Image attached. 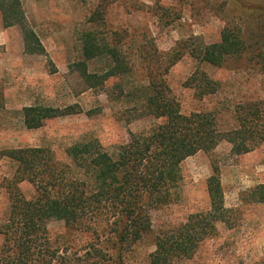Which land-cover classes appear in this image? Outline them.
<instances>
[{"label":"rangeland","instance_id":"obj_1","mask_svg":"<svg viewBox=\"0 0 264 264\" xmlns=\"http://www.w3.org/2000/svg\"><path fill=\"white\" fill-rule=\"evenodd\" d=\"M252 2V1H251ZM28 20L40 36L47 55L24 52L18 26L5 27L0 12V150L18 147H45L57 161L69 163L67 149L74 144L96 142L113 151L127 142L130 133H146L162 119L146 117L128 123L129 110L142 99L147 83L141 54L151 57L169 54L180 44H192V37L204 43L220 40L226 27L236 29L247 39V52L215 67L186 52L165 76L168 94L180 104L181 112H214L223 130L237 126V112L247 102L264 110V10L243 6L232 0H23ZM103 19L95 25L101 35L118 33L122 50L130 54L133 74L110 77L104 87H90L77 68L82 61L83 31L90 26L95 11ZM93 26V25H92ZM196 44V43H195ZM161 60V61H162ZM107 58L93 59L88 71L103 73ZM205 72L220 83L217 94L201 96L189 78ZM121 85L133 89L125 98ZM28 106H48L72 113L45 120L40 128L27 129L22 110ZM241 109V108H240ZM215 168L230 209L216 234L199 247L193 258L181 264H258L264 262V202L256 187L264 184V144L254 151L235 155L232 145L221 141L212 151H200L181 165V182L174 199L151 211V231L123 255L124 264H148L160 232L183 223L191 214L210 208L208 180ZM16 165L0 162V222L10 210L7 184ZM25 197L32 198L35 187L20 183ZM56 246L81 254L92 235L70 227L64 220L49 224ZM104 239V238H103ZM3 237L0 235V245ZM80 254V255H81Z\"/></svg>","mask_w":264,"mask_h":264},{"label":"trees","instance_id":"obj_2","mask_svg":"<svg viewBox=\"0 0 264 264\" xmlns=\"http://www.w3.org/2000/svg\"><path fill=\"white\" fill-rule=\"evenodd\" d=\"M232 1L264 10V0ZM0 12L5 27L20 28L26 54L47 55L28 20L23 0H0ZM101 19L103 12L99 10L91 15V27L81 35L84 59L76 64L82 79L96 88L104 87L110 77L134 73L131 55L122 50L118 33L108 37L94 28ZM191 41L189 48L186 43L180 44L165 61L161 55L155 58L141 54L147 83L142 88L146 92L129 110L126 121L149 116L163 120L150 131L130 133L129 140L113 151L96 142H78L67 149L69 163L57 161L45 147L0 150V162L8 159L16 165L7 184L10 210L0 222V264H124L123 255L151 231V211L174 199L182 179L181 165L188 157L210 152L221 141L230 143L235 155L250 153L264 144V110L257 103L240 107L237 126L223 130L216 113L184 114L179 102L168 94L165 76L187 50L195 59L219 67L230 58L241 57L250 47L242 33L230 27L223 29L215 43H204L196 36ZM258 56L263 57L264 66V53ZM96 58L109 62L103 73L88 71L89 62ZM188 81L201 96L220 90V83L205 72H195ZM120 92L127 98L134 90L126 91L121 85ZM79 112L75 107L48 106L22 110L27 129L40 128L47 119ZM214 171L207 187L210 208L160 232L148 264H181L193 258L203 242L216 234L218 224L227 220L230 209L225 206L218 169ZM25 181L36 190L30 199L19 186ZM255 191L264 202V184ZM55 220H64L70 227L92 235L83 254L54 245L49 224Z\"/></svg>","mask_w":264,"mask_h":264}]
</instances>
